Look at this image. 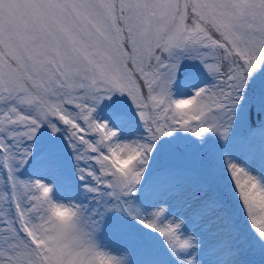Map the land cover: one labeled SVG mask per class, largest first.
<instances>
[{
    "label": "snow or ice",
    "instance_id": "snow-or-ice-1",
    "mask_svg": "<svg viewBox=\"0 0 264 264\" xmlns=\"http://www.w3.org/2000/svg\"><path fill=\"white\" fill-rule=\"evenodd\" d=\"M0 264H264V0H0Z\"/></svg>",
    "mask_w": 264,
    "mask_h": 264
}]
</instances>
